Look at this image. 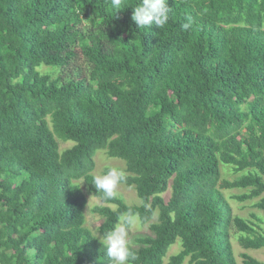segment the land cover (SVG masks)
<instances>
[{
  "label": "trees",
  "instance_id": "1",
  "mask_svg": "<svg viewBox=\"0 0 264 264\" xmlns=\"http://www.w3.org/2000/svg\"><path fill=\"white\" fill-rule=\"evenodd\" d=\"M140 2L0 0V264H111L78 181L115 207L94 208L102 237L123 213L157 212L130 264H236L230 227L264 248L219 190H245L234 199L264 216V0H168L162 29L138 28ZM77 57L87 74L68 72ZM99 149L124 162L139 206L96 191ZM220 166L240 175L220 180Z\"/></svg>",
  "mask_w": 264,
  "mask_h": 264
},
{
  "label": "rangeland",
  "instance_id": "2",
  "mask_svg": "<svg viewBox=\"0 0 264 264\" xmlns=\"http://www.w3.org/2000/svg\"><path fill=\"white\" fill-rule=\"evenodd\" d=\"M88 66L86 65L85 61L81 57H77L73 62L71 68L68 70L70 75H73L74 72H78L80 74H87ZM39 72L42 74H50L55 77L58 71L55 68H51L48 66H40L37 68ZM50 127V125H49ZM58 143L59 151H63L65 149L70 148L73 144L70 141H63L59 138H56ZM93 160V170L91 174L93 176L102 175L107 172L110 168H117L121 169L125 172V164L123 161L115 158H111L106 154L105 150L99 149L95 152V155L92 157ZM240 173H236L229 167L220 166V180H227L232 181L237 178ZM81 186V190L86 196L87 204L83 211L85 223L84 226L91 231L93 235H95L99 240L103 242V237L99 233V227L102 224V218L94 213V208L97 206H107L111 209L115 207L113 205L103 204L97 197H95L92 193H90L85 186L84 183L78 181ZM170 186V181H169ZM220 193L225 200V203L228 205L230 209V213L232 217H240L245 220L247 223L251 224L254 230L261 235H264V216L263 213L254 206L256 200L239 202L234 199V196H238L240 194L245 193V190L242 189H219ZM117 195L120 196L123 201L128 206H139L141 201L137 197L136 192L133 187H128L125 184L118 185ZM171 195V189H168L161 194V197L166 202ZM136 216V215H135ZM136 222L132 224L128 228V240L130 247L138 248L139 245L136 243V240L140 237H149L153 236L152 232L150 231V224L157 222V212H155L150 219L149 222L143 224L138 216H136ZM228 236H229V243L231 245L233 257L236 264H242L243 255H247L259 262L264 263V248L260 249H245L243 248L239 242L238 238L240 236L239 233L232 227L228 229ZM180 250V243L177 239L176 242L169 247L167 250V254L164 257V262H167L168 258L171 255L176 254ZM183 264H188V259L184 261Z\"/></svg>",
  "mask_w": 264,
  "mask_h": 264
},
{
  "label": "clouds",
  "instance_id": "3",
  "mask_svg": "<svg viewBox=\"0 0 264 264\" xmlns=\"http://www.w3.org/2000/svg\"><path fill=\"white\" fill-rule=\"evenodd\" d=\"M110 4L115 13L128 8L125 0H110ZM170 12L168 0H141L137 6L133 7L131 19L139 29H148L151 25L162 29L170 19ZM182 27L187 29L190 25L186 23ZM126 178L123 170L110 168L105 174L95 176L93 185L96 191L102 192L106 199H115L118 185ZM136 219L137 217L131 211L121 214L115 227L103 236L106 256L111 264H130L136 259L128 240V228L136 222Z\"/></svg>",
  "mask_w": 264,
  "mask_h": 264
}]
</instances>
